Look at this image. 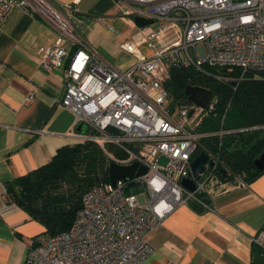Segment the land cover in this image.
<instances>
[{
  "label": "built area",
  "instance_id": "built-area-1",
  "mask_svg": "<svg viewBox=\"0 0 264 264\" xmlns=\"http://www.w3.org/2000/svg\"><path fill=\"white\" fill-rule=\"evenodd\" d=\"M23 3L0 0V21ZM115 3L119 15L152 22L138 27L142 39L156 49L151 55L127 40L119 45L133 59L127 68L99 62L95 49L82 42L80 24L69 18L70 6L60 7V13L57 6L45 2L47 17L59 36L52 46L38 49L39 65L44 71L63 69L65 89L59 103L73 115V129L80 124L86 127L87 133H76L79 142L96 143L111 162L137 163L147 172L126 182L91 188L70 230L35 236L22 264H142L152 252L147 237L171 211L190 202L203 211H214L216 195L245 185L218 178L214 172L218 159L205 153L203 172L192 178L194 190L180 184L191 175L202 140L221 138L230 131H200L214 110L212 98L207 109L190 101L175 103L166 86L172 67L203 75L209 68L238 69L240 77H216L229 82L264 72V0ZM67 43L78 47L70 55ZM33 98L31 92L22 104ZM109 143L114 146L113 157L105 149ZM161 157L165 165L158 163Z\"/></svg>",
  "mask_w": 264,
  "mask_h": 264
},
{
  "label": "crops",
  "instance_id": "crops-1",
  "mask_svg": "<svg viewBox=\"0 0 264 264\" xmlns=\"http://www.w3.org/2000/svg\"><path fill=\"white\" fill-rule=\"evenodd\" d=\"M23 1L0 21V264H22L28 246L44 232L7 203L4 184L46 165L61 147L79 143L74 117L59 103L63 69L44 71L39 65L38 49L52 46L59 31ZM40 2L70 6L69 18L80 24L82 42L95 49L99 62L127 68L133 59L119 49L127 40L147 56L156 50L135 24L122 34L113 31L120 16L115 0ZM31 92L33 100L22 104ZM213 207L198 212L180 206L166 215L147 237L152 252L142 264H251L252 245L264 240V173L216 195Z\"/></svg>",
  "mask_w": 264,
  "mask_h": 264
},
{
  "label": "trees",
  "instance_id": "trees-1",
  "mask_svg": "<svg viewBox=\"0 0 264 264\" xmlns=\"http://www.w3.org/2000/svg\"><path fill=\"white\" fill-rule=\"evenodd\" d=\"M56 8L63 13L60 7ZM77 48L71 46L70 54ZM207 72L203 75L189 68L172 67L166 87L175 103L188 101L184 93L187 86L210 92L214 110L207 114L200 131L230 132L221 138L203 139L204 146L197 152L218 159L214 172L221 180H239L248 185L264 173V169L260 171L254 166L264 152V72L255 76L247 73L239 82L216 78L240 77L238 69L228 72L224 68H209ZM105 149L113 157L114 146L109 143ZM110 163L96 143L61 147L46 165L6 182V201L39 223L47 234L66 232L74 223L83 196L91 188L109 183ZM188 206L203 211L195 202ZM261 232L264 233V227ZM251 264H264V240L252 245Z\"/></svg>",
  "mask_w": 264,
  "mask_h": 264
},
{
  "label": "water",
  "instance_id": "water-1",
  "mask_svg": "<svg viewBox=\"0 0 264 264\" xmlns=\"http://www.w3.org/2000/svg\"><path fill=\"white\" fill-rule=\"evenodd\" d=\"M133 22L137 27L140 28L148 26L152 23L150 20L137 17L133 19ZM184 93L187 97V100L191 103L204 109L208 108V102L211 97V94L208 90L197 86H187L184 90ZM75 131L77 133H85L86 127L80 124L76 127ZM206 161L207 156L204 153H200L191 163V175L183 178L180 181V184L188 190L193 191L195 185L192 178H197L198 175L203 172ZM166 162V159L163 157L159 158L158 160V163L161 165H165ZM254 166L260 171L264 169V152L254 161ZM146 172L147 169L144 166H138L137 163H132L128 166H122L111 162L108 170L109 183L114 185L118 180L126 182L132 179L134 176H141L146 174Z\"/></svg>",
  "mask_w": 264,
  "mask_h": 264
},
{
  "label": "rangeland",
  "instance_id": "rangeland-1",
  "mask_svg": "<svg viewBox=\"0 0 264 264\" xmlns=\"http://www.w3.org/2000/svg\"><path fill=\"white\" fill-rule=\"evenodd\" d=\"M40 1H42V0H26V2L28 3V5H30L32 7V9L34 10V12L40 14L46 20L50 21L48 19V17H47V13H49L47 11L48 8H46L43 4H41ZM55 15H56V13H55ZM134 27L135 26H134V22H133V19L132 18H129V16H125V15H120L119 16V20H118V24L113 25V28L112 29L117 34H122V33H125L127 31H129L130 29H133Z\"/></svg>",
  "mask_w": 264,
  "mask_h": 264
}]
</instances>
